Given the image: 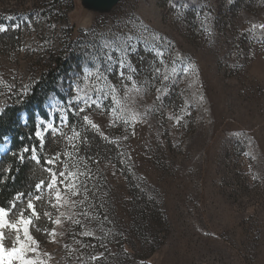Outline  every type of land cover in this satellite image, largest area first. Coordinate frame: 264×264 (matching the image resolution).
Segmentation results:
<instances>
[{"label":"rangeland","instance_id":"1","mask_svg":"<svg viewBox=\"0 0 264 264\" xmlns=\"http://www.w3.org/2000/svg\"><path fill=\"white\" fill-rule=\"evenodd\" d=\"M0 25V122L35 141L11 146L10 133L0 136V207L12 221L21 210L31 215L29 199L41 208L29 258L264 264V0H0ZM47 75L38 97L45 116H30L25 103ZM95 142L112 154L81 148ZM41 155L47 167L38 166ZM26 160L31 196L11 175ZM49 169L76 174L58 178L67 204L48 189ZM42 219L45 234L35 233ZM6 232L11 247L15 235Z\"/></svg>","mask_w":264,"mask_h":264},{"label":"snow or ice","instance_id":"2","mask_svg":"<svg viewBox=\"0 0 264 264\" xmlns=\"http://www.w3.org/2000/svg\"><path fill=\"white\" fill-rule=\"evenodd\" d=\"M260 27L264 28V25H261ZM3 31H6V28L0 25V32ZM121 67H124L123 63H121ZM122 107L127 109L126 104H122ZM80 111H83V109ZM131 118L135 119L136 116L133 115ZM83 121L85 124L90 125L92 129H95L99 132V125L94 123L87 115L83 117ZM39 135L40 133L37 132V136ZM75 135L76 134H74V136ZM100 135L103 137L102 132ZM33 159H35V156H33ZM54 162L55 161H48L47 163L51 164ZM49 172L51 173V169H49ZM59 177H63L65 179H75L76 174L71 171L67 172V174L64 171H60L58 174L51 173V180L47 183L48 189L51 190L56 188L55 198L57 201L64 199V203L67 204L69 202L67 197H62L60 189L56 187L58 183L64 182L63 180H59ZM44 183V181H41L40 184L36 185V188L41 189ZM66 187L70 190L72 196L78 195L75 184L69 183L66 185ZM36 199L39 200L40 197H36ZM15 207L16 206L13 205V208ZM27 209L31 211V215L26 216L25 212L21 210L19 215L16 217V220L12 221L9 218L10 212L12 210L0 207V264H36L33 259L29 258V253H34L36 251L32 245H36L38 242L30 234L29 226L33 224L32 217L35 216L36 218H39V213L37 212L36 206L33 204L31 199H29L27 202ZM44 215L49 214L45 213ZM55 222L59 223L60 221L57 220ZM6 230H11V232L15 235V243L11 247H6L4 243V240L8 235ZM21 233L23 234L22 236Z\"/></svg>","mask_w":264,"mask_h":264},{"label":"trees","instance_id":"3","mask_svg":"<svg viewBox=\"0 0 264 264\" xmlns=\"http://www.w3.org/2000/svg\"><path fill=\"white\" fill-rule=\"evenodd\" d=\"M59 62L60 61H56V65L51 69V71H53L56 67H58V65L60 66L61 64H59ZM50 77V75H47V76H44L43 78H42V81H41V84L39 85V86H35V88L33 89V91H32V95H31V97H30V100L29 101H27L26 103H25V106H24V108L23 109H25L29 114H30V116H32V114H33V112L35 111V110H37V111H39L38 112V114H40V115H42V116H45L43 113H45L46 111H45V109H43L42 108V106H41V104H40V100H39V96H42V91L44 90V89H46V88H49V82H46V83H44L45 81H47L48 80V78ZM151 79H153V78H151ZM150 79V80H151ZM106 84V83H105ZM106 91H107V88H104L103 90H100L99 91V95L100 96H98L101 100H103V96H105L106 95ZM164 99H165V103L167 102V101H169L170 100V97H169V93H167L166 94V97H164ZM169 104H171L170 103V101H169ZM75 105V104H74ZM172 105V104H171ZM116 111H117V108H116ZM108 113V112H107ZM19 116L17 115V111H15V110H12L11 111V115H10V119H12L13 121H12V124H13V122H15L16 121V119L18 118ZM73 122V121H72ZM7 125H9L8 124V121H7V123H2V122H0V136L2 135V134H4L5 133V135H3V136H6V134H7V132H8V134H9V139H11V146H14L15 145V143H16V139L18 138V139H20V144L22 143V144H28V146L27 147H29V146H34L35 145V141L32 139V138H30L28 135H27V132L25 131V129L26 128H24V129H21V130H19V136L16 138V135H14V131H12V130H10V129H8L7 128V130H6V126ZM83 128V127H82ZM85 128V130H86V127H84ZM116 134L117 135H119L118 133H117V131H116ZM1 138V137H0ZM49 138L50 137H48V136H46L43 140H42V147H41V150H42V148H43V146L46 144V143H48V141H49ZM94 139V138H93ZM96 143V142H95ZM21 144V145H22ZM89 145H91L90 147H88L86 144H84V145H82L81 146V148L82 147H84V149L86 150V151H92V149H96V150H98L99 152H97V153H99L101 156H103V157H105V156H107V155H109V154H112V152H113V146L112 145H108V144H102V143H100V142H97L96 143V147L93 145L92 146V143L91 144H89ZM95 155H97V154H95ZM116 160V159H115ZM31 160H26V161H24V163L23 164H21V166H18V165H13V167H11L12 168V170H11V175L13 176L12 178H14L15 176L17 177V179H22V182H23V195L25 194L26 196H31L32 194H34L35 193V185H34V183L36 182L34 179H35V172H34V170H32V167H31ZM45 162H44V157L41 155V156H39V158H38V161H37V164H38V166H44V167H47V166H45V164H44ZM60 164V163H59ZM126 171H127V176H131V173H132V170L130 169V167H128V166H126ZM10 179V178H9ZM8 182H12L11 180L9 181L8 180ZM89 182H91L90 180H89ZM36 184V183H35ZM90 184V187H89V193L91 194V196H96V192H95V189H94V185L92 184V183H89ZM134 187V186H133ZM46 190V189H45ZM131 190H132V188H131ZM79 194H81V197L83 198V199H85L86 200V198H87V196H86V194L88 195V192L86 191L85 192V190H81V189H79ZM94 194V195H93ZM138 201H140V199L138 200H136V202H135V204L138 202ZM138 207V206H137ZM96 208H100V206L98 207V205L96 206ZM98 209L96 210V211H91L92 213V215L91 216H93V218H95V219H97V217H99V214H98ZM135 209H136V207H135ZM38 211H42L41 210V208L39 207V209H37ZM142 211H143V213H142V215L143 214H145V209H142ZM136 214H138L137 212H135ZM44 216V215H43ZM41 226L38 228V229H36V228H34L33 230L35 231V233H38V234H45V230H44V226L45 225H47V223L45 222V219H42L41 220V224H40ZM111 233L112 232H109V234H108V236L109 237H111ZM136 233H138L137 231H136ZM112 238V237H111Z\"/></svg>","mask_w":264,"mask_h":264},{"label":"water","instance_id":"4","mask_svg":"<svg viewBox=\"0 0 264 264\" xmlns=\"http://www.w3.org/2000/svg\"><path fill=\"white\" fill-rule=\"evenodd\" d=\"M89 4H96V5H112L117 0H87Z\"/></svg>","mask_w":264,"mask_h":264}]
</instances>
